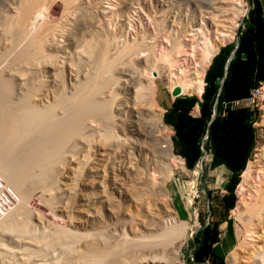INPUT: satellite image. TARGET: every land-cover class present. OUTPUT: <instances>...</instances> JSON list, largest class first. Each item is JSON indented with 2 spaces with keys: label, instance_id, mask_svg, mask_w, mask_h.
Masks as SVG:
<instances>
[{
  "label": "rangeland",
  "instance_id": "374dc122",
  "mask_svg": "<svg viewBox=\"0 0 264 264\" xmlns=\"http://www.w3.org/2000/svg\"><path fill=\"white\" fill-rule=\"evenodd\" d=\"M205 51L212 55L204 63ZM232 51L228 96L249 109L251 131L245 166L225 190L206 136L189 166L182 152L196 150L162 117L174 103L181 117H198L204 88L211 98L214 83H225ZM0 56L3 78L14 65L32 78L27 97L58 120L51 132L60 139L52 137L48 162L18 190L0 174L2 195L13 196L0 221L25 206L11 226L0 225V264H183L187 234L210 219L225 222L217 231L228 240L221 252L217 236L214 264H264V0H0ZM162 60L202 77V91L171 96ZM106 70L110 101L88 112L83 96ZM24 83L14 82L16 96ZM231 128L214 132L226 137ZM176 224L184 231L163 236Z\"/></svg>",
  "mask_w": 264,
  "mask_h": 264
},
{
  "label": "bare ground",
  "instance_id": "6f19581e",
  "mask_svg": "<svg viewBox=\"0 0 264 264\" xmlns=\"http://www.w3.org/2000/svg\"><path fill=\"white\" fill-rule=\"evenodd\" d=\"M220 11L226 13V9H220ZM236 14L238 16L240 15L241 17L240 12L237 11ZM38 15L40 14L37 13V16ZM207 50H210V49H207ZM101 51H102V48L100 52H98L95 58L96 61H94V65L98 63L97 59L102 54ZM211 55H212L211 52L210 53L206 52L203 55V59H202L203 62L205 63L209 61ZM2 60L3 59L0 56V64ZM162 61L167 66L166 68L168 72L167 78L169 80L171 88H173L174 86H178L180 88V94L182 92L199 94L202 91L203 80H202L201 75L199 76L201 78L197 80L198 73L196 75L197 79H195L194 77H192L194 72L192 74V72H187L186 70H182V69H181V72L180 71L173 72L172 67H176L178 62L176 63V61L175 62L174 61H164V60ZM14 66L15 67L8 68V71H9L7 73L8 77L3 78V76L0 74V174L2 175L4 181L8 185H10L13 190L14 188L18 190L20 184L25 179V177L32 172V168L34 169V166H39L37 164H41V162L44 163L45 161L43 160L52 154L53 152L52 137L53 136L55 137V135H53V133L51 132V129L56 125L58 120L51 119V118L46 119L48 117L44 118L43 117L44 114L40 112L41 108L30 103L27 97V91L29 88V84L28 85L26 84H27V81L30 82L32 78L28 77V75H26L24 71L23 73H20L18 67L16 65ZM95 67H94L93 72L95 71ZM92 69L93 68H91V70ZM91 70H88V72ZM90 74L87 76L86 82L90 80V77H91ZM110 76H112L111 70L107 71V73L104 76L105 78H103V80L101 78V80L97 84L88 88L89 90H86L85 95L83 96V100L85 101V106H84L85 110H87L88 112H93V111L99 110L100 108L99 106L109 103L110 99L106 96L108 94L106 80L111 78ZM16 80H25L26 82L23 84V87L19 95L17 96L14 94V88H13L14 82ZM151 89L153 90L154 87L152 86ZM142 92H143V88L139 87L137 95H140ZM44 107L46 108V106ZM62 118H63V115L60 119ZM54 120L56 122H54ZM57 137H55V139ZM57 140H60V139L57 138ZM258 156L260 158V155H257L256 159H259ZM251 164L252 162H250L247 165L246 169L242 173V182L240 183L238 187V195L240 197V200L243 199L246 194L247 186H245V184L246 183L248 184V182L246 181H248L249 177L251 178V175H250L252 174L250 171V168L252 166ZM16 205L17 203L10 209V211ZM24 207H22V204L15 207L16 209L14 208V211H15L14 214L7 215L4 219L0 221V225L2 226L3 224V225H7L8 227L11 226V224L16 219V215H18L17 213L22 211V209L24 210ZM8 212L9 211H7V213ZM7 213H4L0 217V219L3 218ZM184 229L185 228L181 229L180 226L176 224L170 230L168 231L166 230L163 236L170 237L173 234L174 235L178 234V232H183ZM66 232H68V230Z\"/></svg>",
  "mask_w": 264,
  "mask_h": 264
},
{
  "label": "trees",
  "instance_id": "16d2710c",
  "mask_svg": "<svg viewBox=\"0 0 264 264\" xmlns=\"http://www.w3.org/2000/svg\"><path fill=\"white\" fill-rule=\"evenodd\" d=\"M248 13V16H250L251 11L249 10ZM250 24L251 23L246 20L244 28L248 29L249 27H251ZM240 33L242 34V31H240ZM236 46L237 43L235 44V47ZM235 51L234 54L236 53ZM232 63L233 62L231 58L227 63V70L223 78L225 83L223 82V84L219 87L216 83H214V90L216 93L214 92V94L211 95V98L204 95L208 90V88L206 90L204 88V91L202 93L203 99L200 102V106L198 108V117L193 118L189 115H182L181 117L179 107H177L176 103L172 104L164 112L162 117L163 122L166 125L170 126L175 131V133L178 134L180 141L183 143V146L188 144V147L196 150V155L194 153L189 154L187 152H182L185 164L187 163L189 166L191 165L193 167L195 162L201 155L200 142L202 137L204 135L206 136L208 149H212V145L214 146V149L212 150L214 151V157L212 158L211 166L214 167L217 164H223L229 171L228 179L223 185V188L225 190L232 188L233 184L237 182L238 176L245 166L247 156V152L245 150L248 149L244 145L246 143L245 134L246 130L249 132V134L251 131V129L249 128V124L246 122L247 115L248 113H250L249 109H241L238 108L237 105H235L237 106L235 107L233 105V102L236 101L235 99H237V97L228 96L230 92L228 77L231 73ZM210 87H212V85ZM212 115L213 117L211 118ZM215 125L231 126L232 128L230 131L232 132V135L227 134L226 137H223L221 135L215 134ZM182 126L186 127L185 130L180 129ZM197 135L199 136V145L197 142ZM243 149L245 150L242 152ZM239 158L240 161H238ZM227 208L228 206L225 205L223 211H225ZM210 213L213 214V212ZM220 221H212L211 219L207 221L208 223L202 227L203 229L200 232L201 239L196 246L197 255L200 256L208 254L212 261V264H214L213 260L216 257L212 253L213 251L211 244L217 241V225ZM216 264H223L222 257L218 258Z\"/></svg>",
  "mask_w": 264,
  "mask_h": 264
},
{
  "label": "crops",
  "instance_id": "0c3cea01",
  "mask_svg": "<svg viewBox=\"0 0 264 264\" xmlns=\"http://www.w3.org/2000/svg\"><path fill=\"white\" fill-rule=\"evenodd\" d=\"M213 168H215L217 170L216 171V173H217L216 179L218 178V176H220L222 174H225L224 175L225 176V178H224L225 181L223 182V185H224L225 182L228 179L229 171L227 170V168L223 164H217ZM223 223H225V222L224 221H220L218 223L217 230H219V231L221 230ZM202 229L203 228L199 229L200 231L199 230H190L189 233L187 234V237H186V239L184 241V243H186V244H185V247L183 248V257H184V262L183 263L184 264H212V261H211V259H210L208 254L200 255V256L197 255L196 246L198 245V242L201 239L200 232H201ZM218 235L220 236L219 239L222 240V243L219 244V247H222V248H219V250H221V252H224L228 248L227 235H224V233H220L219 234L218 231H217V236ZM216 242H213L211 244V246L213 247V245Z\"/></svg>",
  "mask_w": 264,
  "mask_h": 264
},
{
  "label": "built area",
  "instance_id": "2783aa9c",
  "mask_svg": "<svg viewBox=\"0 0 264 264\" xmlns=\"http://www.w3.org/2000/svg\"><path fill=\"white\" fill-rule=\"evenodd\" d=\"M238 103H239L238 100H236L233 102V105L235 106ZM0 182H1V180H0ZM3 191H4V188L0 184V217L7 211V209L9 208V206L11 204V200H13L12 194H9L7 191L6 195H2ZM7 195H9V196H7Z\"/></svg>",
  "mask_w": 264,
  "mask_h": 264
},
{
  "label": "water",
  "instance_id": "95a60500",
  "mask_svg": "<svg viewBox=\"0 0 264 264\" xmlns=\"http://www.w3.org/2000/svg\"><path fill=\"white\" fill-rule=\"evenodd\" d=\"M232 54H233V51L231 52V54H230V55L228 56V58L226 59L225 68H226L227 63H228V61H229V59H230V57H231ZM170 95L173 96V97H176V96L180 95V88H179L178 86H174V87L170 90ZM196 105H197V107H199V106H200V103L197 102ZM212 117H213V115L211 116V118H212ZM211 118H210V119H211ZM208 123H209V121H208Z\"/></svg>",
  "mask_w": 264,
  "mask_h": 264
}]
</instances>
